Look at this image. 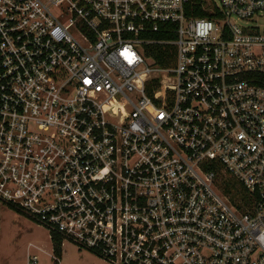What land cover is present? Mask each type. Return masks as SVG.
I'll list each match as a JSON object with an SVG mask.
<instances>
[{
	"label": "built area",
	"instance_id": "2783aa9c",
	"mask_svg": "<svg viewBox=\"0 0 264 264\" xmlns=\"http://www.w3.org/2000/svg\"><path fill=\"white\" fill-rule=\"evenodd\" d=\"M218 3L0 0V203L110 264H264V0Z\"/></svg>",
	"mask_w": 264,
	"mask_h": 264
},
{
	"label": "rangeland",
	"instance_id": "374dc122",
	"mask_svg": "<svg viewBox=\"0 0 264 264\" xmlns=\"http://www.w3.org/2000/svg\"><path fill=\"white\" fill-rule=\"evenodd\" d=\"M212 1L219 5L218 0ZM239 25L248 26L251 23L247 25L239 22ZM235 186L237 187L236 183ZM54 255L52 236L46 228L34 223L27 216L1 205L0 264H34V257L37 258V264H57ZM61 264L110 263L90 251L79 250L66 242L62 247Z\"/></svg>",
	"mask_w": 264,
	"mask_h": 264
},
{
	"label": "trees",
	"instance_id": "16d2710c",
	"mask_svg": "<svg viewBox=\"0 0 264 264\" xmlns=\"http://www.w3.org/2000/svg\"><path fill=\"white\" fill-rule=\"evenodd\" d=\"M195 16L197 17H208L206 14L204 13H200V12H195ZM1 203H0V211H1ZM12 210H14L13 208H10ZM52 241H53V247H54V257L57 258V259H60L61 260V255H62V241H61V238L58 234L54 233L52 235Z\"/></svg>",
	"mask_w": 264,
	"mask_h": 264
}]
</instances>
